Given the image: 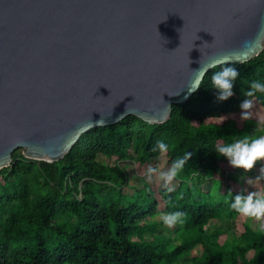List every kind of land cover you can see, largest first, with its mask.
<instances>
[{
    "label": "trees",
    "instance_id": "trees-1",
    "mask_svg": "<svg viewBox=\"0 0 264 264\" xmlns=\"http://www.w3.org/2000/svg\"><path fill=\"white\" fill-rule=\"evenodd\" d=\"M231 64L240 75L227 100L217 98L211 80L221 65L206 74L187 102L173 105L165 124L128 116L83 134L55 162L32 160L16 150L12 164L0 170V264H264V231L251 224L242 232L211 228L212 220L235 225L242 215L228 197L247 192L239 179L243 170L218 155L215 146L242 134H264V122L239 116L250 81L264 80V50ZM258 108H264L262 92L254 97L253 110ZM159 139L169 143L167 152L155 148ZM186 151L192 156L172 193L145 182L129 195L124 168L98 159L133 157L145 166L163 156L170 166ZM208 177L225 182V192H206ZM174 209L186 211V223L168 228L159 213Z\"/></svg>",
    "mask_w": 264,
    "mask_h": 264
},
{
    "label": "water",
    "instance_id": "water-1",
    "mask_svg": "<svg viewBox=\"0 0 264 264\" xmlns=\"http://www.w3.org/2000/svg\"><path fill=\"white\" fill-rule=\"evenodd\" d=\"M263 50L264 0H0V170L128 116L165 124L201 65Z\"/></svg>",
    "mask_w": 264,
    "mask_h": 264
},
{
    "label": "clouds",
    "instance_id": "clouds-1",
    "mask_svg": "<svg viewBox=\"0 0 264 264\" xmlns=\"http://www.w3.org/2000/svg\"><path fill=\"white\" fill-rule=\"evenodd\" d=\"M233 58L242 61L248 59V53L243 56L225 55L222 58L208 62L206 65H201L197 70V79L202 81L203 76L208 72L209 68H215L216 64L224 66L211 75L212 85L217 90V98L219 100H227L234 94V85L240 72L236 66L227 63ZM190 85V91L199 87ZM250 88L246 93V97L240 101L239 116L242 119L248 120L253 117L254 97L257 92L264 93V80L254 79L250 81ZM103 123L104 121H98ZM169 143L164 139H159L156 142L155 148H158L161 153L169 150ZM215 151L218 155L228 159L230 165L237 169H242V173L257 170L258 175L255 178H249L248 183H252L253 179H259L264 176V134L249 135L242 134L229 140L228 142L218 143L215 146ZM192 156L191 151H186L182 155H177L167 168H161L157 165H149L146 169L147 179L152 180L154 174L163 181L165 190L172 193L176 188V181L186 163ZM230 207L240 215L251 218L258 223L253 226L256 230L264 231V190L252 189L247 192H233L229 195ZM162 224L168 228H173L177 225L186 223L187 213L183 209L165 210L159 213Z\"/></svg>",
    "mask_w": 264,
    "mask_h": 264
},
{
    "label": "rangeland",
    "instance_id": "rangeland-1",
    "mask_svg": "<svg viewBox=\"0 0 264 264\" xmlns=\"http://www.w3.org/2000/svg\"><path fill=\"white\" fill-rule=\"evenodd\" d=\"M253 117L256 119L264 122V108H258L257 110H253ZM21 152L23 150L21 149ZM99 161L105 162L109 165H115L119 164L121 165L126 174H127V180H128V185L124 187V190L127 194L131 195L135 192L136 189H140L143 187L144 183L147 182L152 185L153 189L158 191L159 189H164L163 181L158 179L156 175L154 174V178L152 180L147 179V172L146 169L149 165H157L161 168H167L169 167L166 163V160L163 156L157 158L156 160L150 162L149 164L145 166H139L133 157H129L124 160H118L116 157H104L100 156ZM252 172L255 175H258L257 170L253 169ZM262 178L260 179H253L252 183H248L249 178H255V177H250L248 176L247 173H241L239 175V179L243 182L245 188L247 191L252 190V189H258V190H264V176H261ZM176 183V188H178L179 184L177 181H174ZM203 189L206 192L212 193V194H222L226 190V183L217 181L213 177H208L206 183L203 185ZM160 201V207L159 209L161 210L164 206V202L159 199ZM160 218V217H159ZM258 223V221H255L251 218H247L244 216H241L238 221L236 222L235 225L231 221H221V220H212L211 221V228H229V227H234L236 232H242L245 229L246 224H251L252 226ZM254 227V226H253Z\"/></svg>",
    "mask_w": 264,
    "mask_h": 264
}]
</instances>
